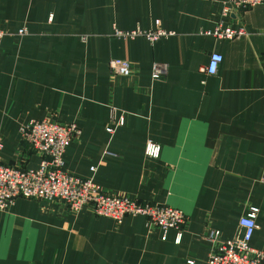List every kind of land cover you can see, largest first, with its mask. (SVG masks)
Returning <instances> with one entry per match:
<instances>
[{"label": "crops", "instance_id": "0c3cea01", "mask_svg": "<svg viewBox=\"0 0 264 264\" xmlns=\"http://www.w3.org/2000/svg\"><path fill=\"white\" fill-rule=\"evenodd\" d=\"M220 4L0 0V160L38 164L42 155L20 137L29 119L73 121L79 130L62 152L65 170L185 215L178 235L162 234L143 215L116 222L86 205L17 195L0 209V264H203L207 231L234 236L250 205L248 244L264 249V2L222 16L244 30L229 38L204 32ZM155 18L172 33L153 41L112 34L114 26L151 29ZM211 51L221 60L206 74ZM110 58L128 60L131 72H111ZM154 61L166 64L156 79ZM109 106L124 116L112 132ZM147 139L159 143L157 157L143 153Z\"/></svg>", "mask_w": 264, "mask_h": 264}, {"label": "built area", "instance_id": "2783aa9c", "mask_svg": "<svg viewBox=\"0 0 264 264\" xmlns=\"http://www.w3.org/2000/svg\"><path fill=\"white\" fill-rule=\"evenodd\" d=\"M264 2V0H221L219 16L211 30H205L217 37H233L244 33L242 27L232 28L222 23V16L235 10ZM151 29H119L115 26L112 34L118 37L144 36L153 41L160 36H166L172 31L161 28L158 19L153 20ZM18 34L24 32L20 27ZM4 30L0 27V40ZM221 54L211 51L207 62L201 70L213 74ZM108 67L111 72L128 75L131 72L130 62L123 58H110ZM166 71L164 62L154 61L151 64L150 77L160 78ZM122 111L109 106L107 132H112L123 124ZM78 126L73 121L63 122L47 117L31 118L20 126V137L34 151L42 155L34 167L17 166L3 163L0 160V209L10 205L17 195L36 199H58L70 209L77 210L86 205L91 212L112 218L119 222L124 215H143L146 223L157 227L162 234L168 229H176L177 235L185 220L184 213L177 207L157 202L139 201L134 197L104 191L91 177H82L65 170L62 165V152L68 142L78 134ZM2 139L0 137V149ZM160 145L147 139L144 142L143 153L146 156L157 157ZM94 166H89L93 170ZM255 206H248L237 219V233L225 239L218 238L217 229H209L206 234L211 248L203 264H264V249H257L248 244L255 228ZM163 237V236H161ZM190 262V260H187Z\"/></svg>", "mask_w": 264, "mask_h": 264}]
</instances>
